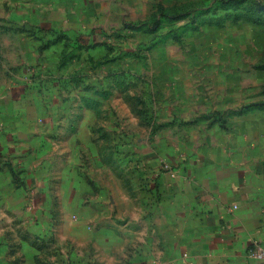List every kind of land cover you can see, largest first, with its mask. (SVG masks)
<instances>
[{
	"label": "crops",
	"instance_id": "1",
	"mask_svg": "<svg viewBox=\"0 0 264 264\" xmlns=\"http://www.w3.org/2000/svg\"><path fill=\"white\" fill-rule=\"evenodd\" d=\"M37 1L0 71V264H264V135L152 65L158 5Z\"/></svg>",
	"mask_w": 264,
	"mask_h": 264
},
{
	"label": "rangeland",
	"instance_id": "2",
	"mask_svg": "<svg viewBox=\"0 0 264 264\" xmlns=\"http://www.w3.org/2000/svg\"><path fill=\"white\" fill-rule=\"evenodd\" d=\"M152 3L158 5L153 14L158 16L143 20L161 43L152 65L171 67L181 89L188 84L199 88L206 114L225 131L252 125L264 135V0ZM36 4L0 0V71L14 70L24 60L23 33L43 32L40 26L18 24L26 15H40Z\"/></svg>",
	"mask_w": 264,
	"mask_h": 264
},
{
	"label": "built area",
	"instance_id": "3",
	"mask_svg": "<svg viewBox=\"0 0 264 264\" xmlns=\"http://www.w3.org/2000/svg\"><path fill=\"white\" fill-rule=\"evenodd\" d=\"M161 169L164 171H169V164L167 162H163ZM173 173L174 172L172 171L170 172L171 175H174ZM233 208H237V206L234 205ZM247 256L253 260L264 261V242H260L258 240L254 241L248 250Z\"/></svg>",
	"mask_w": 264,
	"mask_h": 264
}]
</instances>
